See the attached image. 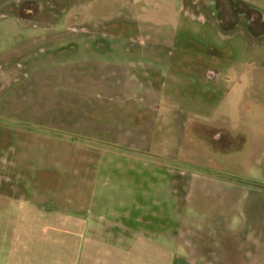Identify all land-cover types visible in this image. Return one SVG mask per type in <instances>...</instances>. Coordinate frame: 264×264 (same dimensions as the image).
Segmentation results:
<instances>
[{
	"label": "rangeland",
	"instance_id": "1",
	"mask_svg": "<svg viewBox=\"0 0 264 264\" xmlns=\"http://www.w3.org/2000/svg\"><path fill=\"white\" fill-rule=\"evenodd\" d=\"M24 1L0 0V211L16 210L7 195L72 213L83 194L110 220L191 243L196 264H218L217 228L247 232V264H264V234L249 228L264 227V212L248 222L240 196L224 200L234 184L264 190V38L221 32L200 0H31L40 13L25 24ZM243 1L264 13V0ZM142 33L179 53L230 49L222 79L183 68L193 52L155 60ZM195 121L210 126L202 137ZM216 133L241 138L223 145ZM81 181L91 185L77 193Z\"/></svg>",
	"mask_w": 264,
	"mask_h": 264
},
{
	"label": "crops",
	"instance_id": "2",
	"mask_svg": "<svg viewBox=\"0 0 264 264\" xmlns=\"http://www.w3.org/2000/svg\"><path fill=\"white\" fill-rule=\"evenodd\" d=\"M90 185L81 181L74 187L78 193ZM4 198L16 210L0 211V264H196L170 233L156 232L152 224L148 230L131 229L130 217L121 221L117 213L111 217L119 221L110 220L93 212L94 203L83 194L73 196L72 213L48 212L27 198ZM143 220L137 217L133 224Z\"/></svg>",
	"mask_w": 264,
	"mask_h": 264
},
{
	"label": "flooded vegetation",
	"instance_id": "3",
	"mask_svg": "<svg viewBox=\"0 0 264 264\" xmlns=\"http://www.w3.org/2000/svg\"><path fill=\"white\" fill-rule=\"evenodd\" d=\"M182 5L191 8L190 5H195L191 0H181ZM200 5L210 14L211 19L217 26V28L225 33L232 34L238 28H243L247 35L254 38H264V13L243 0H200ZM40 13V8L34 4V1L25 0L19 7L18 15L22 22H32L35 17ZM158 37V38H157ZM128 40H134V37H127ZM138 43L144 50L151 51L154 55V59H161V56L165 55L163 52H168L169 59L175 58H191V53L197 55L191 62L184 63L183 68L191 69L201 76L204 81L217 82L223 77V59L225 54L230 50H221L213 45L203 46L201 49L195 51L185 50L179 53L174 51L173 46H169V50L163 49V43H166L165 37L160 38L157 35H151L148 33H142L136 37ZM147 43V44H146ZM7 80L4 73L0 70V89L5 87ZM209 125L201 122H192L190 129L191 134L195 137H202L203 130L209 129ZM229 136V135H228ZM227 136V137H228ZM215 140H220L223 145H228L236 141H240V134H233L229 136V140H222L220 133L213 135ZM234 184V183H233ZM249 191L243 196L245 192L240 189L239 186L234 184L232 189H228L224 194V200L227 204L233 205L234 200L240 196L241 211L243 216L250 222L252 214L264 212V190L257 189L255 185H250ZM253 186V187H252ZM252 187V188H251ZM233 197V198H232ZM232 203V204H231ZM262 224V223H261ZM250 233L264 234V227L259 225L257 228L254 224L249 227ZM189 234L193 233L191 228L187 229ZM215 234L216 239L213 240L217 246V258L218 264H247L245 259V252L242 245L244 244V236L247 234L245 231L239 232L237 235L228 233L227 231L217 228L212 231ZM188 247H191V243H186Z\"/></svg>",
	"mask_w": 264,
	"mask_h": 264
}]
</instances>
